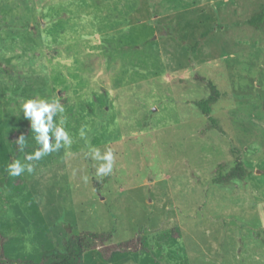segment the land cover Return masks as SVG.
<instances>
[{
	"label": "rangeland",
	"instance_id": "1",
	"mask_svg": "<svg viewBox=\"0 0 264 264\" xmlns=\"http://www.w3.org/2000/svg\"><path fill=\"white\" fill-rule=\"evenodd\" d=\"M262 4L0 0L4 256L66 251L68 224L111 234L83 264H264V27H227ZM197 76L221 92L212 116L224 132L193 102L210 93ZM28 99L61 106L53 123L71 141L55 148L50 130L39 160L26 158L42 150ZM109 150L112 171L98 175ZM17 161L33 170L11 175ZM238 161L245 177L216 182ZM138 236L145 249L104 257Z\"/></svg>",
	"mask_w": 264,
	"mask_h": 264
},
{
	"label": "trees",
	"instance_id": "2",
	"mask_svg": "<svg viewBox=\"0 0 264 264\" xmlns=\"http://www.w3.org/2000/svg\"><path fill=\"white\" fill-rule=\"evenodd\" d=\"M251 25L255 28L262 29L264 27V4H262L259 9L255 10L248 18L244 20H238L235 23H232L229 26H242V25ZM200 42L192 45V51L197 50ZM197 78L208 84L210 88V93L207 97L193 101L202 111L206 114L211 121V126L217 128L218 130L224 132L220 127L218 120L212 116L213 105L220 99L221 92L214 83L213 80L207 79L202 76H197ZM248 167L243 163V161H238L237 164L232 167L227 173H220L216 177V182L226 183L231 182L236 178H243L247 175ZM69 231V237L66 239V251H61L59 249L48 250L44 253L43 258L40 262H35L31 259H11L5 257L1 251V240L0 236V264H83L85 251L89 248H94L98 245V242L101 240L108 239L111 234L103 232H95L91 230H86L80 235H74L70 225L65 226ZM72 233V234H71ZM145 243L141 236H138L134 240L124 241L121 244H109L103 245L101 251L105 258H110L114 250L120 249L122 251L127 250H140L145 249Z\"/></svg>",
	"mask_w": 264,
	"mask_h": 264
},
{
	"label": "clouds",
	"instance_id": "3",
	"mask_svg": "<svg viewBox=\"0 0 264 264\" xmlns=\"http://www.w3.org/2000/svg\"><path fill=\"white\" fill-rule=\"evenodd\" d=\"M22 108L24 111V117L31 118L32 129L37 133V142L42 145V150H38L34 153V155H29L26 157L28 160H39L43 155L54 150V146L50 145L49 143L50 130L56 137L55 148L60 147L59 142L61 140H63L65 144L71 143L69 136L64 128L56 126L53 123V115L57 113V109H59L60 112H63V108L61 106L56 103H48L45 100L28 99L22 102ZM81 135H83V131H81ZM19 143L22 147H24L25 140L23 136L20 137ZM95 154L99 156V150H95ZM100 158L106 163H103L99 166L97 174L107 175L112 171L113 154L111 150L107 151ZM25 167L29 172L33 170L31 165L22 166L18 161L10 164V174L13 176H18L25 170ZM85 180H87V177H85Z\"/></svg>",
	"mask_w": 264,
	"mask_h": 264
}]
</instances>
